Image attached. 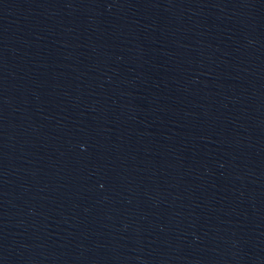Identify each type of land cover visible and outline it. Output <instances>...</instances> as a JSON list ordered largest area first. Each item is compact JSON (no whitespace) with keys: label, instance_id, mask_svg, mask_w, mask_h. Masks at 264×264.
<instances>
[{"label":"water","instance_id":"obj_1","mask_svg":"<svg viewBox=\"0 0 264 264\" xmlns=\"http://www.w3.org/2000/svg\"><path fill=\"white\" fill-rule=\"evenodd\" d=\"M0 264H264V0H0Z\"/></svg>","mask_w":264,"mask_h":264}]
</instances>
